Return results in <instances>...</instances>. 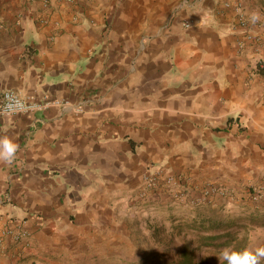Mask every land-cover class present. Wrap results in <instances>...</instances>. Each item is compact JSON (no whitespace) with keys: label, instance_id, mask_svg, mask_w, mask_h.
<instances>
[{"label":"crops","instance_id":"0c3cea01","mask_svg":"<svg viewBox=\"0 0 264 264\" xmlns=\"http://www.w3.org/2000/svg\"><path fill=\"white\" fill-rule=\"evenodd\" d=\"M117 3L106 29L109 0H0V102H50L0 117L19 145L0 214L32 240L25 257L0 245V264H141L150 235L189 216L186 186L264 182V0Z\"/></svg>","mask_w":264,"mask_h":264},{"label":"trees","instance_id":"16d2710c","mask_svg":"<svg viewBox=\"0 0 264 264\" xmlns=\"http://www.w3.org/2000/svg\"><path fill=\"white\" fill-rule=\"evenodd\" d=\"M259 70L264 76V62L260 64ZM177 199L175 201L179 202ZM190 207L193 210L189 212V216L174 218L171 227L158 231L156 240L160 239L159 242L162 243L163 250L162 252H150L149 258L145 262L153 261L149 264H207V260L197 261L196 254L198 252L217 253L227 247L234 250H243L247 247V236L239 237V231L244 227L233 215H227L213 202L210 204L209 201L196 202ZM162 232L170 233L173 236V233L178 234L184 239L183 244L171 246L170 241H165L161 237ZM169 253H175L176 258H168ZM219 264H227V262L223 260Z\"/></svg>","mask_w":264,"mask_h":264},{"label":"rangeland","instance_id":"374dc122","mask_svg":"<svg viewBox=\"0 0 264 264\" xmlns=\"http://www.w3.org/2000/svg\"><path fill=\"white\" fill-rule=\"evenodd\" d=\"M126 0H109V9L108 13H106V29L116 26V20L115 18L118 16L117 7L119 6V3H124ZM184 0H170V2L173 3V8L177 11V9L180 6V3H182ZM175 11V12H176ZM174 12V13H175ZM138 14H141V11H138ZM148 14L147 12H144V17H146ZM264 179V178H263ZM217 185V184H215ZM204 186V185H203ZM219 189L226 190L227 193L220 194L219 192L217 195L213 196L211 198L213 204L218 206L219 209H222L227 215H233L235 218L238 219L240 224L244 227L239 231V237H246L248 238V246L252 247H258L264 245V182H255V183H248L246 185H239V184H232L229 183L227 185H217ZM158 187V186H157ZM142 188V187H141ZM185 190L182 191L186 195V199L182 200V196L179 195L177 200H179V204L181 208L186 205H192L191 201H197V202H207L202 201V195L201 190L197 192V195L194 196V199H192V192H188L189 187L186 186L184 188ZM141 190V189H140ZM155 191V190H154ZM153 192V191H152ZM141 195V194H140ZM139 195V200L142 201V204L147 205L149 203L150 195L146 199H142ZM138 197V196H137ZM218 197V200H215V198ZM168 199L169 197L166 196ZM175 198V199H176ZM180 198V199H179ZM140 201V202H141ZM210 202V201H209ZM183 204V205H182ZM211 204V203H210ZM188 207V206H187ZM192 208V207H191ZM190 208V209H191ZM190 209H181L184 210L183 213ZM136 210V209H134ZM180 210V209H179ZM193 209H191L192 212ZM140 212V210H137ZM181 214V212H180ZM4 215V214H2ZM176 215V214H175ZM10 219H17L16 217H13L11 215H4ZM19 220V219H18ZM254 220L255 222H251ZM165 227H168L165 226ZM173 235H170V233H161V237L165 239V241H170L171 246L180 245L183 244L184 239L179 236L176 233H173ZM150 243H149V249L148 251H142L144 254L145 252H162L163 246L162 243L158 240H154L153 236L150 235ZM168 258L175 259L176 254L175 253H169ZM197 261L202 262L207 260V264H219L221 261H223L220 258V252L214 253V252H198L196 254ZM143 261L141 264H149L152 263ZM260 264H264V259L261 260Z\"/></svg>","mask_w":264,"mask_h":264},{"label":"built area","instance_id":"2783aa9c","mask_svg":"<svg viewBox=\"0 0 264 264\" xmlns=\"http://www.w3.org/2000/svg\"><path fill=\"white\" fill-rule=\"evenodd\" d=\"M72 2V0H68ZM239 23L241 26L246 27L247 21L239 15ZM185 28H189L191 23L188 20L183 22ZM246 39L248 41L253 40L254 36L247 32ZM244 47V43H240V48ZM50 102H36L26 101L20 98L14 91H6L3 93L2 100L0 102V117L13 116L19 114H26L41 110H46ZM58 104H67V102H57ZM82 107H78V111H82ZM172 180V179H171ZM159 185V177L155 172H147L143 178V185L141 189V198L146 199L148 195L154 191ZM202 201H210L213 196L227 193L226 190L219 189L215 184H207L201 188ZM182 200L186 199L184 192H181ZM9 198L7 199L6 203ZM196 203L197 201H191ZM5 204L4 202L0 203ZM11 243L17 248V256L25 257L30 248L32 247L31 232L27 227L26 220L23 219H10L0 214V245Z\"/></svg>","mask_w":264,"mask_h":264},{"label":"clouds","instance_id":"9594fccd","mask_svg":"<svg viewBox=\"0 0 264 264\" xmlns=\"http://www.w3.org/2000/svg\"><path fill=\"white\" fill-rule=\"evenodd\" d=\"M249 20L252 24L257 23L261 19V14L257 11H251ZM19 150V145L10 137L5 136L0 138V161L6 164H12L16 159V154ZM220 258L227 264H260L264 259V245L258 247L248 246L243 250H234L227 247L221 250Z\"/></svg>","mask_w":264,"mask_h":264}]
</instances>
